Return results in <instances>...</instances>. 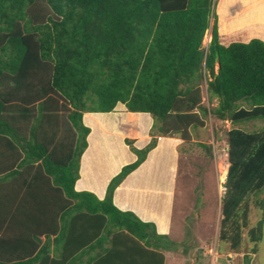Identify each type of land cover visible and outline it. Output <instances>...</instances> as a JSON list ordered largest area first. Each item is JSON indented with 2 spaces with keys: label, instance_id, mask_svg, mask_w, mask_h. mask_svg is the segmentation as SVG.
Masks as SVG:
<instances>
[{
  "label": "trees",
  "instance_id": "obj_1",
  "mask_svg": "<svg viewBox=\"0 0 264 264\" xmlns=\"http://www.w3.org/2000/svg\"><path fill=\"white\" fill-rule=\"evenodd\" d=\"M216 6V0H0V139L22 141L21 128L4 118L21 112L28 124H42L48 145L68 132L74 170L69 179L56 174L63 188L51 204L21 206L29 220H0V231L18 234L0 235V264H165L164 250L172 248L167 236L119 209L113 193L158 136L190 141L192 128L205 127L209 114L231 124L219 239L232 250L248 242L257 252L263 220L245 229L252 198L264 208V40L222 43ZM205 94L218 105L204 102ZM118 102L150 113L152 138L143 148L126 139L137 158L113 176L100 199L74 189L90 132L82 115L112 111ZM42 151L49 171L63 168L48 146Z\"/></svg>",
  "mask_w": 264,
  "mask_h": 264
},
{
  "label": "crops",
  "instance_id": "obj_2",
  "mask_svg": "<svg viewBox=\"0 0 264 264\" xmlns=\"http://www.w3.org/2000/svg\"><path fill=\"white\" fill-rule=\"evenodd\" d=\"M229 1L231 0L219 2L220 39L227 35L220 30L225 27L231 31V34L225 37L226 45L234 40L248 41L253 37L264 40V20L253 22L254 26L263 28L261 32H249L253 30V26L248 27L250 26L248 20L246 23L242 21L245 26H239L237 23V19L243 15L245 18L251 17L247 14L251 11L248 10L246 13L244 11L254 8L255 5H264V0L256 3V0H240L241 6L236 10L229 7L227 4ZM259 9L255 10L264 13L262 8ZM34 113H38V108L34 110ZM4 118L9 120L8 123L21 128L22 141L20 139L16 143L15 140L6 141L5 137L0 139V148L5 150V154L0 156V220L7 222L29 220L21 206H38V202L48 206L60 197L57 189L63 188L56 174H66L67 179L72 177L74 170L68 167L71 161L68 158V149L72 150L69 146L71 139L68 132L61 131L52 136L51 144L48 145L50 138L46 130H43L42 124H28L25 115L21 112L11 113ZM82 122L90 128V132L87 135V146L81 155L79 167L75 168L78 177L74 183V189L94 193L103 199L111 178L124 165L137 158L125 141L128 138L127 135L133 138L136 147H144L151 139L153 118L148 112L129 111L124 103L118 102L109 112H83ZM122 125H131V128L127 126L125 129ZM50 129L54 128L50 127ZM47 146L52 153H56L61 164H64L60 166L63 167L61 170L54 167L52 171H49L48 168L51 167L43 164V156L47 152H43L42 149ZM189 150L190 143L182 137L159 136L157 145L148 153L146 159L114 190V204L123 211L135 213L143 221L154 222L157 233L169 236L173 234L174 211L180 191L181 158ZM24 190L26 193L23 195ZM47 216L48 219H56V214ZM60 216L61 214L57 217ZM0 235L14 239L18 236L16 232L9 229L1 230ZM56 236L52 234L50 240L53 241ZM46 237L45 234L41 235V241L44 242ZM76 253H79L77 248Z\"/></svg>",
  "mask_w": 264,
  "mask_h": 264
},
{
  "label": "rangeland",
  "instance_id": "obj_3",
  "mask_svg": "<svg viewBox=\"0 0 264 264\" xmlns=\"http://www.w3.org/2000/svg\"><path fill=\"white\" fill-rule=\"evenodd\" d=\"M216 1L218 2L216 13L220 25L219 2L221 0ZM258 1L256 0L255 3ZM227 4L234 10L239 9L241 6L240 0H231ZM254 8L264 9V5H255ZM254 8L251 7L244 12L252 11ZM244 20L242 17L237 19L238 25L242 26L244 24L243 26H245L247 19L245 18ZM213 21L214 18H211V24ZM248 27L252 28V25L250 24ZM220 30L223 33L222 28ZM229 31L230 29L225 34H231V31ZM211 37V28H209L204 38L205 45ZM225 37L221 38L224 44L227 41ZM206 86L204 83V93ZM204 102L214 107L218 105V98L215 97L209 102L207 94H205ZM260 125L257 123L256 126ZM122 126L125 129L127 126L131 128V125ZM251 127L252 125L248 126V128ZM230 128V121L216 118L212 114L206 117L205 127L192 128L193 139L187 141L190 143V150L181 158L180 191L176 200L172 230V233H174L170 236L166 235V239L171 243L172 248L164 250L165 264H218L228 254L233 256L234 264L237 260L239 264H244V253L250 254V264H264V230L262 240L257 245V252H252L248 242H245L244 250H232L227 243L219 239L222 197L226 191L224 187L220 190V177H223L228 167L227 149L228 130ZM127 137L126 139L133 140L130 135H127ZM202 143L206 144L207 148L201 145ZM225 177L226 175H224V179ZM260 197L264 198V191ZM255 200L256 198H252L248 216L249 226L245 231L250 226L255 225L260 219L264 223V208H260L255 203ZM236 255H239L237 260Z\"/></svg>",
  "mask_w": 264,
  "mask_h": 264
},
{
  "label": "bare ground",
  "instance_id": "obj_4",
  "mask_svg": "<svg viewBox=\"0 0 264 264\" xmlns=\"http://www.w3.org/2000/svg\"><path fill=\"white\" fill-rule=\"evenodd\" d=\"M263 7V6H262ZM259 10V9H258ZM258 10H255V9H253L252 11H251V13H247V14H249L251 17H247L246 19L248 20V21H250V24L253 26V30L251 29L249 32H254V31H257V32H261V30L263 29V28H261L260 26H254V24H253V22H256V21H260V20H264V13H263V11H261V12H259ZM262 10V9H261ZM264 10V9H263ZM244 16V15H243ZM243 16H242V19L244 20L245 18H243ZM220 17V16H219ZM222 21L223 22H225V19L224 18H222ZM234 21V20H233ZM245 21V20H244ZM235 22H236V19H235ZM240 22V21H239ZM242 23V22H241ZM224 23H222V25H223ZM260 24V23H259ZM244 25V24H243ZM242 25V26H243ZM236 26H237V23H236ZM246 29V28H245ZM229 29H227V28H225V27H222V31L224 32V33H226L227 31H228ZM246 31V30H245ZM230 32V31H229ZM242 35H244V34H242ZM247 35V34H246ZM248 36V35H247ZM227 37V36H226ZM251 37V36H250ZM226 172H227V170H225V172H224V174H223V177L221 178V180H223L224 179V175H226Z\"/></svg>",
  "mask_w": 264,
  "mask_h": 264
},
{
  "label": "clouds",
  "instance_id": "obj_5",
  "mask_svg": "<svg viewBox=\"0 0 264 264\" xmlns=\"http://www.w3.org/2000/svg\"><path fill=\"white\" fill-rule=\"evenodd\" d=\"M210 40H211V39H210ZM210 40H209V42H210ZM209 42L206 43V46L208 45ZM84 125H85V124H84ZM158 137H159V136H158ZM145 146H146V145H145ZM142 148H143V147H142ZM151 150H152V149H151ZM151 150H150V151H151ZM150 151H149V152H150ZM80 158H81V157H80ZM228 168H229V161H228V167H227V169H226L227 172H226V177H225V179H224L225 181L223 180V181H224V182H223V181L221 180V177H220V190H221V188H223V187L226 189L225 183H226V179H227ZM121 169H122V168H121ZM134 170H135V169H134ZM130 173H131V172H130ZM112 178H113V177H112ZM112 178H111V179H112ZM125 178H126V177H125ZM97 197H98V196H97ZM98 198H99V197H98Z\"/></svg>",
  "mask_w": 264,
  "mask_h": 264
},
{
  "label": "built area",
  "instance_id": "obj_6",
  "mask_svg": "<svg viewBox=\"0 0 264 264\" xmlns=\"http://www.w3.org/2000/svg\"><path fill=\"white\" fill-rule=\"evenodd\" d=\"M232 258H233V256L228 254L226 257H224V260L221 263H218V264H234ZM215 264H217V263H215Z\"/></svg>",
  "mask_w": 264,
  "mask_h": 264
}]
</instances>
